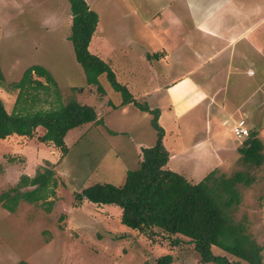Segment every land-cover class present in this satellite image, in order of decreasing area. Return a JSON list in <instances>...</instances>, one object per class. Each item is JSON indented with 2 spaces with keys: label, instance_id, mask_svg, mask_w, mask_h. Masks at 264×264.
Masks as SVG:
<instances>
[{
  "label": "rangeland",
  "instance_id": "rangeland-1",
  "mask_svg": "<svg viewBox=\"0 0 264 264\" xmlns=\"http://www.w3.org/2000/svg\"><path fill=\"white\" fill-rule=\"evenodd\" d=\"M123 1L131 5L125 6ZM187 1L211 5L214 9L230 0ZM233 1L245 3L243 5L249 8L257 0ZM87 3L99 15L100 30H103L89 48L100 54L90 53L111 67L117 81L127 87L138 102L147 104L150 109L160 108L161 112L166 105L165 97L159 92L161 88L196 63V57H193L196 46L179 45V30L178 34L176 31L177 39H169L166 35L157 43L158 40L147 34L139 23L148 22L167 3L161 0H87ZM173 5L176 7L163 12V18H171L173 11L178 10L180 15L172 18L181 20V14L186 13ZM71 26L68 0H0V73L6 85L18 82L29 67L42 66L54 77L57 88L51 85L52 91L60 92L63 103L75 101L92 106L100 119L97 124L83 125L67 134L66 154L53 144L40 141L44 135L42 128H38L32 138L15 135L0 140V196L16 187L23 176L34 178L52 169L56 180L52 187L54 194L46 202L29 204L21 201L13 211L0 203V264H157V260L165 255L175 257L172 264H196L195 261L200 264L189 242L173 247L172 241L179 237L159 234L150 239L148 235L122 225L118 207H100L89 202L75 207L74 196L92 184L122 185L128 171L138 168L142 150L155 145L157 133L151 126L152 115L134 105L117 108L121 106L122 98L105 75L99 79L103 91L87 84L69 40ZM259 28L258 31L264 33V23ZM183 42L187 45L185 39ZM160 47L172 51L166 58L168 64L164 61L157 65L148 58L147 52H157ZM209 67L217 69L215 64ZM257 69L254 61L252 71ZM229 76L227 97H233L240 88L250 95L246 98L258 101L260 91L256 85L259 80L243 83L245 88L239 86V76ZM30 92L36 94L42 90L30 89ZM17 96V92H7L0 87V98L8 113L15 108ZM228 101L226 108L231 111L235 108L234 102ZM256 104L248 105L254 113L260 109V106L256 109ZM43 106L49 107L48 104ZM202 108L194 110L198 113L183 119L177 126H169L165 119H159L160 126L167 131L164 145L172 155L171 166L167 167L194 182H200L215 170L217 177L223 174H245L247 179L254 177L251 187L237 186L242 203L235 210V216L238 220H249L251 230L264 250V160L259 168L254 164L247 165L245 161L242 163L235 147H241L245 140L237 142L233 138L231 123L221 125L222 114H216V108L210 112L216 116V121L207 119L206 114L201 115ZM240 120L244 119L237 121ZM247 128L251 134V128ZM258 132L263 143L260 155H264V129H258ZM214 252L225 255L216 249Z\"/></svg>",
  "mask_w": 264,
  "mask_h": 264
},
{
  "label": "trees",
  "instance_id": "trees-1",
  "mask_svg": "<svg viewBox=\"0 0 264 264\" xmlns=\"http://www.w3.org/2000/svg\"><path fill=\"white\" fill-rule=\"evenodd\" d=\"M68 1L72 15L69 40L87 84L98 86L103 91L99 79L105 75L113 90L122 98L121 106L117 108L134 105L143 113L152 115L151 126L157 133L155 145L142 150L138 168L128 171L122 185L92 184L74 196L75 207L85 202L100 207H118L122 225L148 235L150 239L159 234L179 237L172 241V246L179 247L189 242L200 264H264V250L251 230L249 220H238L235 216V210L242 203L237 186L246 184L251 187L254 177L247 179L245 174L217 177L215 170L200 182H194L170 170L167 167L170 153L164 145L165 130L159 124L160 110L150 109L147 104L138 102L129 89L117 81L111 67L90 53L89 46L99 24V15L86 0ZM148 58L158 60L161 57L154 54ZM51 85L57 88L49 70L39 65L29 67L18 82L9 85L0 73V87L18 94L11 113L7 112L0 98V140L15 135L32 138L36 130L42 128L44 135L40 141L51 143L66 154L65 138L70 131L100 122L94 107L75 101L63 103L60 92L52 91ZM30 89L42 92L31 94ZM43 104L49 107L45 108ZM244 140L238 149L242 163L245 161L247 165L254 164L255 168H259L264 155H260L263 143L258 132H252ZM55 183L52 169L34 178L23 176L16 187L0 196V203L5 209L13 211L21 201L29 204L46 202L54 194L52 187ZM214 249L225 255L215 254ZM174 261L173 255H165L157 260V264H172Z\"/></svg>",
  "mask_w": 264,
  "mask_h": 264
},
{
  "label": "crops",
  "instance_id": "crops-1",
  "mask_svg": "<svg viewBox=\"0 0 264 264\" xmlns=\"http://www.w3.org/2000/svg\"><path fill=\"white\" fill-rule=\"evenodd\" d=\"M123 2L125 6L131 5L127 1ZM161 2L168 5L166 4L163 10L161 9L149 18L148 22H139L142 28H145L143 30L147 34H152L151 36L156 41L158 40L157 43H160L166 35H169V39H177L176 31L178 34L179 30V45L190 48L196 46V52L193 54V57H196V63L185 74L172 80L159 91L166 100V105L161 109L159 119H165L169 126H177L183 119L198 113L193 111L203 106L199 113L201 115L206 114L210 121L217 120H215L216 116L213 117L210 114L213 108H216V114H222V126L229 122L233 127L238 119H244L252 132L264 129V33L258 31L259 26L264 23V0H257L249 8L243 5L245 3L230 0L217 5L214 9L211 5L192 3L187 0H161ZM173 4L178 5L186 13L185 15L181 14V20L177 17L172 18L173 15H180L178 10L173 11L171 18H163V12L166 9L176 7ZM206 7L213 10L208 11ZM175 26H178L176 30L174 29ZM100 29L101 22L99 20V25L89 46L90 49L96 36L103 34V30ZM255 30L257 32L253 34ZM137 31L138 29H136ZM184 39L187 45L184 44ZM166 45L168 46L167 43ZM160 48L159 53L158 51L154 53L145 51L150 55L157 53L161 57L158 60H153L157 65L164 61L168 64L169 60L166 58L171 55L172 51L171 49L167 51L163 49L164 47ZM90 51L97 55L100 54L97 50ZM162 57H165V60ZM254 61L258 66L256 71H252ZM211 64L217 65V69L209 67ZM195 74L196 76H194ZM230 74L239 76L241 78L239 86L245 88L247 86L243 83L259 80L256 85L259 89L258 92L260 91L258 101L251 100V97L246 98L250 95L244 94L240 88L232 94L233 97H227L228 91L226 89L229 87L228 78ZM246 77L250 79L244 80ZM229 99L234 102L235 106V108L232 107L231 111L226 108V105H229ZM251 104H256V109L260 106L258 112L254 113L253 108H248V105ZM253 113L254 116L252 117ZM164 130L166 135L167 131ZM230 132L232 134V130ZM238 147L236 145L235 150L238 151ZM169 153L171 155V152ZM170 161L168 167L171 166Z\"/></svg>",
  "mask_w": 264,
  "mask_h": 264
},
{
  "label": "built area",
  "instance_id": "built-area-1",
  "mask_svg": "<svg viewBox=\"0 0 264 264\" xmlns=\"http://www.w3.org/2000/svg\"><path fill=\"white\" fill-rule=\"evenodd\" d=\"M232 134L235 139L242 141L250 135V130L247 128L246 122L244 120H240L232 127Z\"/></svg>",
  "mask_w": 264,
  "mask_h": 264
}]
</instances>
